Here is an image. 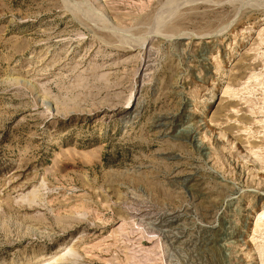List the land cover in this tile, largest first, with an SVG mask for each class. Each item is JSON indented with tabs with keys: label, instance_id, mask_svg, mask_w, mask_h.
Masks as SVG:
<instances>
[{
	"label": "rangeland",
	"instance_id": "1",
	"mask_svg": "<svg viewBox=\"0 0 264 264\" xmlns=\"http://www.w3.org/2000/svg\"><path fill=\"white\" fill-rule=\"evenodd\" d=\"M0 264H264V0H0Z\"/></svg>",
	"mask_w": 264,
	"mask_h": 264
}]
</instances>
